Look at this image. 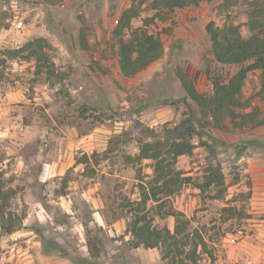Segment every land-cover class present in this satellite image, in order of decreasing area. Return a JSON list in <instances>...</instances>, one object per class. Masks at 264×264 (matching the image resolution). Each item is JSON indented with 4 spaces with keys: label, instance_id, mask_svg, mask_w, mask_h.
Here are the masks:
<instances>
[{
    "label": "rangeland",
    "instance_id": "374dc122",
    "mask_svg": "<svg viewBox=\"0 0 264 264\" xmlns=\"http://www.w3.org/2000/svg\"><path fill=\"white\" fill-rule=\"evenodd\" d=\"M252 1L202 0L167 11L151 8L153 0H0V264H166L159 247L126 241L137 172L146 181L154 164L134 156L139 143L165 136L166 122L183 118L195 126L192 152L175 162L187 178L143 212L170 230L166 212H182L206 242L201 264H264L260 70L247 72L249 105L224 118L225 128L199 112L178 78L183 71L210 92L212 78L236 71L214 59L205 24L231 22L247 36ZM129 6L136 15L123 38L145 31L159 38L161 53L125 77L113 29ZM34 38L43 39L39 60L11 51ZM249 111L244 120L261 123L236 127ZM87 228L99 255L85 262Z\"/></svg>",
    "mask_w": 264,
    "mask_h": 264
},
{
    "label": "trees",
    "instance_id": "16d2710c",
    "mask_svg": "<svg viewBox=\"0 0 264 264\" xmlns=\"http://www.w3.org/2000/svg\"><path fill=\"white\" fill-rule=\"evenodd\" d=\"M199 1L202 0H153L151 8L172 11L175 7H183L188 3L196 4ZM250 5V33L247 36H242L238 26L231 22L222 27L216 26L212 21L205 24L214 59L222 64L238 65L235 72L224 78H212L210 92L198 91L185 72H178V78L186 96L194 101L201 114L213 118L219 128L228 127L223 122L224 118L228 117L231 121L235 119L238 115L236 108L240 107L243 110L249 105V101L242 99V86L248 71L260 70L258 93L264 97V2L254 0ZM135 15L134 7L129 6L121 10L113 29V36L117 37L118 41V66L125 77L134 75L161 53L159 38L145 31L136 29L133 31L132 39L123 38V28L129 25L130 19ZM41 41H43L42 38H34L11 51L17 53L27 50L28 57L39 60L43 47L40 44ZM245 116H252L251 111L244 113L241 121L235 123L236 127H245L249 122H252V126L261 123V120H254V118L248 119V122L244 120ZM164 127L165 136L159 138L153 135L155 138L139 143V153L134 156L137 160L150 158L154 164L152 176L146 181L140 174V169L137 172L140 190L139 199L134 203L137 205L136 208L141 206L142 209L129 210L130 219L127 223L129 237L126 241L133 248L159 247L161 259L165 260L166 264H201V254L206 250V242L199 234L191 233L187 229V221L182 212L172 209L166 212L174 217L172 230L166 225L152 226L146 212H143L148 201L154 203L151 207L153 205L156 207L162 197H167L177 190L181 184L180 181L187 178V176H181L180 170L175 168V162L179 155L192 152L191 138L195 126L188 119L183 118L178 122H166ZM170 183L178 184L174 188L167 189ZM159 193H162V196H159ZM5 231L10 232L11 227L5 228ZM86 231L88 258L83 259L88 262L89 259L98 257L99 249L96 245L97 237H90L88 228ZM52 245L65 252L60 246H55L53 243Z\"/></svg>",
    "mask_w": 264,
    "mask_h": 264
},
{
    "label": "built area",
    "instance_id": "2783aa9c",
    "mask_svg": "<svg viewBox=\"0 0 264 264\" xmlns=\"http://www.w3.org/2000/svg\"><path fill=\"white\" fill-rule=\"evenodd\" d=\"M22 25V21L21 20H18L17 22H16V26L17 27H20Z\"/></svg>",
    "mask_w": 264,
    "mask_h": 264
},
{
    "label": "crops",
    "instance_id": "0c3cea01",
    "mask_svg": "<svg viewBox=\"0 0 264 264\" xmlns=\"http://www.w3.org/2000/svg\"><path fill=\"white\" fill-rule=\"evenodd\" d=\"M7 95V94H6Z\"/></svg>",
    "mask_w": 264,
    "mask_h": 264
}]
</instances>
